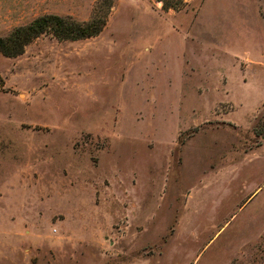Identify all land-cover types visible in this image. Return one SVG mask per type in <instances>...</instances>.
Masks as SVG:
<instances>
[{
    "label": "rangeland",
    "instance_id": "374dc122",
    "mask_svg": "<svg viewBox=\"0 0 264 264\" xmlns=\"http://www.w3.org/2000/svg\"><path fill=\"white\" fill-rule=\"evenodd\" d=\"M95 3L0 0V34ZM263 138L264 0H114L0 53V264H245Z\"/></svg>",
    "mask_w": 264,
    "mask_h": 264
},
{
    "label": "trees",
    "instance_id": "16d2710c",
    "mask_svg": "<svg viewBox=\"0 0 264 264\" xmlns=\"http://www.w3.org/2000/svg\"><path fill=\"white\" fill-rule=\"evenodd\" d=\"M114 0H96L90 17L79 20L71 15L43 13L26 23L12 27L7 33L0 34V53L15 56L24 47L44 32H51L58 39H81L95 36L106 24ZM180 0H163V6H177Z\"/></svg>",
    "mask_w": 264,
    "mask_h": 264
},
{
    "label": "crops",
    "instance_id": "0c3cea01",
    "mask_svg": "<svg viewBox=\"0 0 264 264\" xmlns=\"http://www.w3.org/2000/svg\"><path fill=\"white\" fill-rule=\"evenodd\" d=\"M243 151L250 158L260 159L261 164L263 165L264 138L260 142L244 148ZM263 183H264V180L263 182H260L254 188V190L249 193V196H251L255 191L259 190V187ZM246 245H247V249L248 250L250 249L251 254L249 255V252H246L245 264H253V256H252V253L254 252L253 250H255V254L258 256V261H259L258 263L264 264V223L260 226V228L257 230L255 235H253L251 239L246 243Z\"/></svg>",
    "mask_w": 264,
    "mask_h": 264
}]
</instances>
